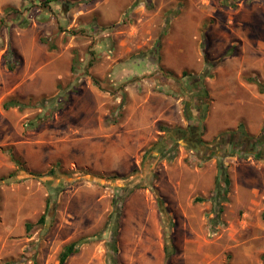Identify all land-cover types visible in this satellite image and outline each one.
I'll return each instance as SVG.
<instances>
[{
	"label": "rangeland",
	"instance_id": "rangeland-1",
	"mask_svg": "<svg viewBox=\"0 0 264 264\" xmlns=\"http://www.w3.org/2000/svg\"><path fill=\"white\" fill-rule=\"evenodd\" d=\"M43 1L0 0V264H58L79 240L65 264H264V160L179 139L197 124L183 71L205 77L202 142L263 135L264 0Z\"/></svg>",
	"mask_w": 264,
	"mask_h": 264
},
{
	"label": "trees",
	"instance_id": "trees-1",
	"mask_svg": "<svg viewBox=\"0 0 264 264\" xmlns=\"http://www.w3.org/2000/svg\"><path fill=\"white\" fill-rule=\"evenodd\" d=\"M52 1L53 0H45L42 3L45 4V6H47L48 3L52 2ZM61 6L64 9H66L67 7L70 6V4L67 2H63V3H61ZM4 11L8 15L13 16L14 18L16 15L19 14V12L15 8H11V7L6 8ZM8 53L11 54V50ZM7 63L9 64V61H7ZM72 70H73V68H72ZM165 74L171 78H175V75L170 71H165ZM181 77L186 79L188 82V85H189L188 91H186L185 87H183L182 92L191 95L190 97H192L191 99L195 104L193 106V108H191L189 116L186 115L187 119L190 122L193 118H196V123H197L196 125L190 123V125L188 126V128H186V130L188 132L190 131V132H194L195 134H197V136H198L197 139L199 140L200 147L202 148L201 153L203 154L204 158L210 159V158H212V156H216V154L218 152H220L222 154V156H224V155L233 156L235 154H239L240 157H245L246 155L244 154V151H243V150H245L254 159L264 160V140H263L264 139V128L262 130L263 135H260L259 137H250L244 133L241 125H238L236 131L221 133L210 144L202 142L199 139V137L201 136V134L205 130V127L202 123L203 117H204L203 105H204L205 99H208V90L204 84L205 77H204V75L189 74L186 71H183L181 73ZM93 83L96 84V80H93ZM16 106L20 107L19 103H17L16 101H13V100L8 101V102L3 104V108L5 110H7L11 107H16ZM118 109H121V108L119 107ZM122 118H123V113L120 112V114L115 116V118H111L112 120H110V121L112 123L116 124V123H119L120 120H122ZM232 141H235L237 143V147H235L234 144H232ZM240 147L243 148V150L239 149ZM153 148H154V146L151 149H153ZM154 153L157 154V152H154ZM11 157H12V160L18 166H20V167L23 166L22 162H19L14 155H11ZM53 173H54L53 170H49L46 173V175L50 176V175H53ZM28 174L32 177H41L42 176L40 173H36V172H29ZM14 175H15L14 173L8 175L7 179H12ZM113 178L117 179L118 177L114 176ZM214 183H215V189L214 190L216 191L214 196H212V197H214L213 198L214 201L216 200L217 197H221L220 199L222 201H227V195L230 192L231 179H230V175L227 171V167H225L221 162L217 164V176L215 178ZM138 189H142V186L139 184H135L134 186H132L131 188L128 189L129 191L127 192V196L130 195L131 193H133L134 191L138 190ZM53 196H56V194L50 192L48 195V198L46 200L44 212L42 213V215H40V217L38 218V220L36 222L38 225H44L48 215L52 214L53 209H54V205H55L54 204L55 201H54ZM124 197H125V195H124ZM123 199L124 198L120 197L118 200H115L112 203L113 211H112V213L110 215V219H109V221L112 224V231H111L112 232V238L110 240L111 241L110 243H111L112 250L114 252L117 251V248H116L117 236H118V230L120 228V219L122 217V210H121V206H119V205L123 202ZM30 229H31V225L26 224V230L29 231ZM79 241L71 242L62 248V250L59 254V257H58V261H59L58 264H65V262L67 261L68 258H70V257H72L78 253L77 245L79 244ZM168 256L169 255L166 252V258H168Z\"/></svg>",
	"mask_w": 264,
	"mask_h": 264
},
{
	"label": "flooded vegetation",
	"instance_id": "flooded-vegetation-1",
	"mask_svg": "<svg viewBox=\"0 0 264 264\" xmlns=\"http://www.w3.org/2000/svg\"><path fill=\"white\" fill-rule=\"evenodd\" d=\"M197 138V134L190 131L188 132L187 130H185L183 133H180L179 137L181 144H183L185 147L194 146L195 150H202V148L200 147V142ZM232 144L237 147V143L235 141H232Z\"/></svg>",
	"mask_w": 264,
	"mask_h": 264
},
{
	"label": "crops",
	"instance_id": "crops-1",
	"mask_svg": "<svg viewBox=\"0 0 264 264\" xmlns=\"http://www.w3.org/2000/svg\"><path fill=\"white\" fill-rule=\"evenodd\" d=\"M237 127H238V126H237ZM260 128H262V126L258 128L257 132H254V131H252V132H251V134H252V135H255V134H257V133H258V131L260 130ZM252 129H253V128H252ZM254 130H255V128H254Z\"/></svg>",
	"mask_w": 264,
	"mask_h": 264
},
{
	"label": "water",
	"instance_id": "water-1",
	"mask_svg": "<svg viewBox=\"0 0 264 264\" xmlns=\"http://www.w3.org/2000/svg\"><path fill=\"white\" fill-rule=\"evenodd\" d=\"M192 149H195V147L193 146V147H191Z\"/></svg>",
	"mask_w": 264,
	"mask_h": 264
}]
</instances>
